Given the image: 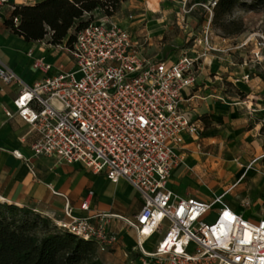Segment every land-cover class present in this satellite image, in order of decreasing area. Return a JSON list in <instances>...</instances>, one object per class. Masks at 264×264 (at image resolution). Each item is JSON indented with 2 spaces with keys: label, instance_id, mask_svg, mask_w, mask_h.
Segmentation results:
<instances>
[{
  "label": "built area",
  "instance_id": "built-area-1",
  "mask_svg": "<svg viewBox=\"0 0 264 264\" xmlns=\"http://www.w3.org/2000/svg\"><path fill=\"white\" fill-rule=\"evenodd\" d=\"M217 1L209 3L210 17ZM203 41L211 49L207 37ZM250 41L254 59L263 60L264 33L249 35L245 43ZM143 43L102 16L76 31L71 48L56 46L75 72L60 68L27 86L9 68H0V85L20 86L13 106L37 134L31 146L36 157L78 163L111 183L125 181L142 203L132 219L104 213L74 218L67 206L70 221L55 224L92 242L98 255L117 243L109 228L116 219L137 235V264H264V204L259 217H243L224 203V195L183 199L167 189L180 161L173 149L182 143L181 133L197 132L180 103L181 90L194 84L200 58L152 59L142 52ZM33 69L46 72L50 65L36 60ZM91 198L92 192L83 197L81 211L89 210ZM157 235L145 247L143 241Z\"/></svg>",
  "mask_w": 264,
  "mask_h": 264
},
{
  "label": "crops",
  "instance_id": "crops-1",
  "mask_svg": "<svg viewBox=\"0 0 264 264\" xmlns=\"http://www.w3.org/2000/svg\"><path fill=\"white\" fill-rule=\"evenodd\" d=\"M40 1L0 2V68H9L27 86L54 76L60 68L75 71L70 57L59 48L44 40L26 42L5 29L13 6ZM209 1L156 0L157 12L153 13L148 6L152 0H126L110 19L145 41L141 50L147 57L165 61L183 55L200 58L194 84L181 90L180 103L197 132L181 133L182 143L173 149L180 161L169 175L167 189L183 199L211 201L224 195V203L234 212L256 217L244 213L241 205L259 209L264 204V59H254L252 41L233 46L237 38L213 34L210 18L204 24L194 19L197 6L204 7ZM95 16V21L102 18L99 10ZM174 16L180 31L170 26ZM240 49L244 52L236 53ZM36 60L50 69L34 70ZM19 89L17 84L0 85L1 202L31 209L54 223L70 221L64 214L67 206L74 218L104 213L132 219L142 203L125 181L111 183L78 163L34 155L31 146L37 134L16 115L13 106ZM6 111L13 115L7 117ZM88 192L92 198L89 210L83 212L79 205ZM244 192L261 196L249 206L247 200H239ZM109 228L117 234V243L98 258L104 264H137L135 231L116 219L110 220ZM157 238L143 243L151 248Z\"/></svg>",
  "mask_w": 264,
  "mask_h": 264
},
{
  "label": "trees",
  "instance_id": "trees-1",
  "mask_svg": "<svg viewBox=\"0 0 264 264\" xmlns=\"http://www.w3.org/2000/svg\"><path fill=\"white\" fill-rule=\"evenodd\" d=\"M126 0H41L32 5L12 7L4 27L26 42H41L71 48L76 31L92 22L93 12L112 17ZM238 4V0H218L211 23L220 22ZM264 0H254L256 8ZM88 21H83L84 16ZM17 19V21H16ZM240 32L236 27L229 35ZM0 264H104L92 242L78 239L58 227L51 219L31 209L0 201Z\"/></svg>",
  "mask_w": 264,
  "mask_h": 264
},
{
  "label": "rangeland",
  "instance_id": "rangeland-1",
  "mask_svg": "<svg viewBox=\"0 0 264 264\" xmlns=\"http://www.w3.org/2000/svg\"><path fill=\"white\" fill-rule=\"evenodd\" d=\"M213 1L210 0L209 3ZM254 0H238V4L237 6L228 14L224 15L220 22L218 23H211V17L209 12L207 11V8H209V3L208 5H205L204 7L201 5H198V9L194 11V13H192V16L194 17L195 20L198 21L199 24H204L205 20L208 21V19L210 18V30L213 31V34H217L220 36H234L235 38H237L234 42L233 46H237L238 44H240L241 42H244L249 35L253 34V33H264V5L256 7V8H252L250 5L253 3ZM172 4H174V2H171ZM205 4V2H204ZM186 5H188L186 3ZM100 13V12H99ZM101 15V14H100ZM213 15V12H212ZM98 16H95V12H93L92 16L90 17V20L95 21L97 19ZM83 21H88L89 20V16L85 15ZM176 17L174 16L173 18V23L170 26L173 28V30H177L180 31V29L176 28ZM236 27H240V32H238L237 34H233V35H229L226 32H230L231 30L235 29ZM50 36L47 35L44 39L45 43L47 44V42L49 41ZM251 43H254V41H252ZM57 50V49H56ZM65 54H67L65 51H63ZM241 52L243 53L244 50L240 49L239 51H236V53ZM75 72V71H74ZM239 200H247L250 205H252L254 202H256L255 200L259 199V197L261 196L260 193H249V192H244L242 195H239ZM241 209L243 210L244 213L251 212L255 215H257V217L260 216V214H262L261 210L259 209H254V208H249L246 205H241ZM145 247L149 248V245L145 244Z\"/></svg>",
  "mask_w": 264,
  "mask_h": 264
},
{
  "label": "bare ground",
  "instance_id": "bare-ground-1",
  "mask_svg": "<svg viewBox=\"0 0 264 264\" xmlns=\"http://www.w3.org/2000/svg\"><path fill=\"white\" fill-rule=\"evenodd\" d=\"M149 9L153 12V13H156L157 12V2L156 0H152V2L149 3ZM0 201H3L0 199ZM217 201H220V199H217ZM218 203V202H216Z\"/></svg>",
  "mask_w": 264,
  "mask_h": 264
}]
</instances>
